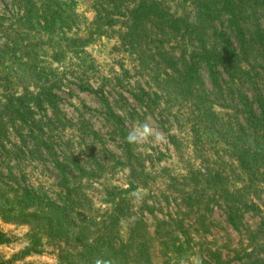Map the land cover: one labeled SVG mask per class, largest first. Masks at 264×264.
Returning a JSON list of instances; mask_svg holds the SVG:
<instances>
[{"label":"rangeland","instance_id":"rangeland-1","mask_svg":"<svg viewBox=\"0 0 264 264\" xmlns=\"http://www.w3.org/2000/svg\"><path fill=\"white\" fill-rule=\"evenodd\" d=\"M34 1L39 15L47 3L57 11L54 24L36 15L42 24L29 25L20 0H0V264H65L110 224L123 241L136 227L153 264H264V128L254 142L236 98L264 99V49L233 93L217 96L204 65L205 90L184 92L159 46L188 58L196 39L164 43L147 25L130 43L127 16L140 0ZM154 1L189 26L199 19V0ZM258 6H243L250 31L264 29ZM219 78L228 87L226 72ZM145 121L166 140L127 143Z\"/></svg>","mask_w":264,"mask_h":264},{"label":"trees","instance_id":"trees-1","mask_svg":"<svg viewBox=\"0 0 264 264\" xmlns=\"http://www.w3.org/2000/svg\"><path fill=\"white\" fill-rule=\"evenodd\" d=\"M47 1L44 0V3H47ZM106 1L116 4L121 0ZM20 2L23 11L22 18L29 25H41L42 22H46V24L52 22L54 24V14L57 11L53 10L50 12L52 8L49 3L44 6L46 8L42 9L44 10V14L39 15V9L35 7L36 1L20 0ZM258 5L263 6L261 12H264V0H199L197 3L199 19L195 25L189 26L184 19L176 18L162 10L158 2L154 0H140L129 9L127 16L129 26L125 35L130 39V43L135 45V43H139V35L137 36V33L140 31L141 33L143 31L148 33L146 27L147 25H152L155 29L157 28L159 39H163L164 43H169L173 38L183 39L184 36L190 42L196 39V44L192 45L193 50L188 58L183 54L175 56L168 49L161 46H159V56L163 62H166L167 67L176 74L178 73L177 86H179V90L184 92L205 90L200 76V69L204 65L208 70L216 95L221 97L224 95L225 89L233 93L231 85H235L237 81L240 85L242 84V75H246L248 80H252L250 71L253 69V66L249 64V58L254 50L264 49V29L259 30L256 27V29L250 31L248 27L240 24V20L244 12L243 6H247L255 14L259 8ZM36 15L43 18V21L41 22L38 19L35 23L33 20ZM220 15L228 16L229 24L227 26L223 25L219 28L216 25H212L210 20ZM47 16H51L52 19H48ZM147 33H145V36ZM231 36H234V41L231 40ZM243 61L248 62L250 70L246 71L243 69ZM178 63L183 66L180 70L177 68ZM220 70L226 72L229 76L230 80H227L228 82L225 81L228 87L223 88L222 83H220ZM47 93V87H43L37 93V102L39 103L40 101L39 96H46ZM236 95L240 104L238 112H241L246 122L252 126V140L257 142V138L262 137L259 132L264 128V99L257 95L254 98H249L241 92H237ZM21 99V96L14 98L16 101H20ZM12 103L10 101L6 104V107L13 109ZM255 104H258L257 107H261L260 113L255 111ZM209 110L210 114L214 115V112L211 109ZM58 169L62 170V172L64 170L61 165ZM67 190L68 192L70 191L69 189ZM26 195L32 202L41 203L43 206L50 205L54 209L59 208L46 195L42 197V194L39 195L35 191L30 193L28 190ZM229 209L228 217L233 219L232 207H229ZM112 226L111 224L106 225L104 233H99L92 242H88L85 237L81 250L69 252L65 255V264H95L98 258L110 260L111 264H153L145 247H142L141 239L143 238L136 235V227L129 239L123 241L118 237V232ZM81 234H84V232ZM2 240L3 234L0 233V241Z\"/></svg>","mask_w":264,"mask_h":264},{"label":"clouds","instance_id":"clouds-1","mask_svg":"<svg viewBox=\"0 0 264 264\" xmlns=\"http://www.w3.org/2000/svg\"><path fill=\"white\" fill-rule=\"evenodd\" d=\"M152 138L156 143H161L166 140V136L151 126V124L147 121L143 123H138L134 126L128 133L126 137V142L131 145H138L145 142H148L149 139ZM133 197L136 199H140L141 197L137 192L131 193ZM191 264H202L201 259L198 256H193L190 258ZM95 264H111L110 260L98 258L95 261ZM180 264H188L185 260H181Z\"/></svg>","mask_w":264,"mask_h":264}]
</instances>
